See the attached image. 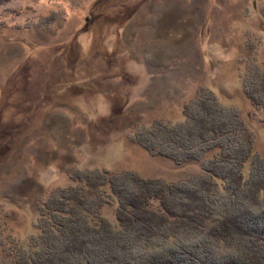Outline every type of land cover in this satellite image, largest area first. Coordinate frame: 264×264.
I'll use <instances>...</instances> for the list:
<instances>
[{
    "label": "rangeland",
    "instance_id": "obj_1",
    "mask_svg": "<svg viewBox=\"0 0 264 264\" xmlns=\"http://www.w3.org/2000/svg\"><path fill=\"white\" fill-rule=\"evenodd\" d=\"M255 68L264 72V0L0 4V262L37 232L40 206L75 168L200 175L201 162L153 156L130 136L182 118L202 87L240 111L264 156V109L243 91ZM103 213L115 223V206Z\"/></svg>",
    "mask_w": 264,
    "mask_h": 264
},
{
    "label": "trees",
    "instance_id": "obj_2",
    "mask_svg": "<svg viewBox=\"0 0 264 264\" xmlns=\"http://www.w3.org/2000/svg\"><path fill=\"white\" fill-rule=\"evenodd\" d=\"M243 91L264 109L261 69ZM130 138L153 156L199 161L202 173L175 182L75 168L74 183L40 206L37 232L16 239L0 264H264V156L237 108L202 87L182 118L156 119Z\"/></svg>",
    "mask_w": 264,
    "mask_h": 264
}]
</instances>
